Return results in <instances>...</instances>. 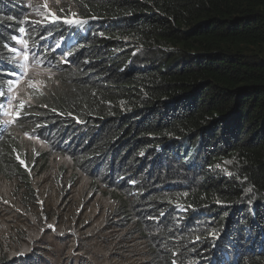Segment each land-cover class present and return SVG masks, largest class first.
Here are the masks:
<instances>
[{
	"label": "trees",
	"instance_id": "16d2710c",
	"mask_svg": "<svg viewBox=\"0 0 264 264\" xmlns=\"http://www.w3.org/2000/svg\"><path fill=\"white\" fill-rule=\"evenodd\" d=\"M30 1L0 0V182L26 215L54 157L86 187H54L66 253L0 264H264V0H62L54 22ZM29 56L53 78L16 102ZM95 194L100 226L80 220Z\"/></svg>",
	"mask_w": 264,
	"mask_h": 264
},
{
	"label": "rangeland",
	"instance_id": "374dc122",
	"mask_svg": "<svg viewBox=\"0 0 264 264\" xmlns=\"http://www.w3.org/2000/svg\"><path fill=\"white\" fill-rule=\"evenodd\" d=\"M36 8L33 10L35 16L41 20L60 21L62 16L57 11L62 8V0H32ZM25 57V56H24ZM35 57L29 56V63L25 69L27 75L20 81L19 87L14 92L13 96L16 98V102H21L22 99H28L31 95L33 87L39 85L41 81H46L53 78L51 71H46L37 67ZM32 81L33 83H30ZM13 110L14 105L7 103L6 108L3 111V118L7 123H13ZM25 148L32 155L40 152H47L48 146L44 142L31 137H25ZM54 163H51L52 169L47 174H38V186L40 187L39 198L41 202L37 210L24 213L22 207H20V195L22 190L16 185L9 181L3 180L0 182V192L3 194L5 205L8 207H0V260L14 258L15 256L28 253L32 251V247L36 241H40L41 245L37 248L45 247L46 249H53L55 252H65L68 245L60 243L58 239L65 235V232L74 230L69 226L74 225V221H71L69 217L75 219L76 212L74 210L67 214V203L60 204L57 199L55 192V185H71L74 182L75 187L72 189L80 197L83 194V187H86V182L83 180L82 175L78 174L73 170L72 161L69 158L54 157ZM75 172V173H74ZM75 174L77 175L76 180ZM81 177V178H80ZM73 187V186H72ZM49 196H52L53 204L49 201H44ZM44 201V202H43ZM110 204V200L103 195H92L88 205H85L83 214L86 217L80 219L85 222L91 218L87 217L91 214H100L98 226L103 222L104 212L107 205ZM1 206V205H0ZM53 207V210L51 209ZM52 221H44V217L47 216ZM50 213V214H49ZM66 213V215H63ZM59 215V216H58ZM56 216H58L56 218ZM35 218H37L35 220ZM91 224V221H90ZM51 226V227H50ZM46 231L50 232L51 238H48ZM91 231H84L86 239L90 238L88 234ZM70 233V232H68ZM61 234V236H60ZM43 236V238H40ZM74 242V241H73ZM70 246V245H69ZM36 245L34 246L35 249ZM104 250V247L101 246ZM71 248V247H70ZM82 254V250L78 251Z\"/></svg>",
	"mask_w": 264,
	"mask_h": 264
},
{
	"label": "snow or ice",
	"instance_id": "6c2138e0",
	"mask_svg": "<svg viewBox=\"0 0 264 264\" xmlns=\"http://www.w3.org/2000/svg\"><path fill=\"white\" fill-rule=\"evenodd\" d=\"M67 23H69V24H71V23H73L74 21H72V20H68V21H66ZM75 23H83V21H75ZM25 30L23 29V28H21L20 29V32H24ZM24 59L25 60H27L28 59V57L25 55V57H24ZM36 64L37 65H39L40 64V61H36ZM46 71H50V70H46ZM22 75H27V73L25 72V73H23ZM19 81H17V83H18ZM30 83H33L32 81H30ZM0 107H2V105H0ZM19 115V113H17V116ZM21 163H23V161H21ZM51 227V226H50ZM173 264H175V262H173Z\"/></svg>",
	"mask_w": 264,
	"mask_h": 264
}]
</instances>
